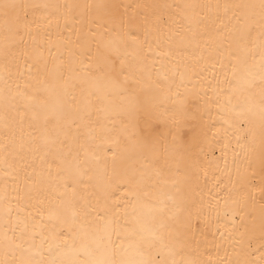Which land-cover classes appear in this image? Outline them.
Instances as JSON below:
<instances>
[{
  "label": "snow or ice",
  "instance_id": "1",
  "mask_svg": "<svg viewBox=\"0 0 264 264\" xmlns=\"http://www.w3.org/2000/svg\"><path fill=\"white\" fill-rule=\"evenodd\" d=\"M0 264H264V0H0Z\"/></svg>",
  "mask_w": 264,
  "mask_h": 264
}]
</instances>
